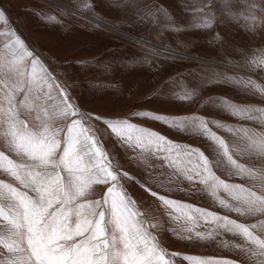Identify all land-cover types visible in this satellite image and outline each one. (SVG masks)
<instances>
[{"label": "snow or ice", "instance_id": "6c2138e0", "mask_svg": "<svg viewBox=\"0 0 264 264\" xmlns=\"http://www.w3.org/2000/svg\"><path fill=\"white\" fill-rule=\"evenodd\" d=\"M177 2L181 18L157 0H112L113 7L128 10L130 18L119 23L101 19L92 11L91 0L68 11L94 21L95 28L133 41L140 54L129 64L167 71L165 64L190 60L244 71L237 61L194 55L171 42L152 44L145 36L124 31L125 27L140 28L162 41L175 38L178 44L184 43L181 35L201 33L209 45L223 49L231 41L214 30L217 25L226 28L235 23L246 34L264 25V16L257 15L264 13V7L255 2L248 5L251 15L239 13L240 0ZM34 14L47 24L67 27L53 13L34 10ZM240 19L246 23L240 25ZM0 24H8L3 10ZM234 51L246 64L264 67V54L256 58L244 50ZM185 77H193L194 84H187ZM197 77L200 87L239 85L250 95L264 98V84L253 79L194 67L166 77L153 95L172 104L191 103L199 95ZM177 81L184 87L163 91L164 84ZM205 105L259 128L198 111L169 114L134 109L123 117L85 113L76 104L70 85L57 79L16 30L0 28V177H4L0 178V264H176L177 259L187 264H239L229 258L171 251L152 231L158 227L189 242L230 234L242 241L231 246L250 264H264V107L220 96L209 97L200 107ZM150 123L199 138L205 148L175 141ZM106 143L113 145V151L122 150L151 182L114 165ZM232 178L246 183H232ZM124 180L138 183L158 202L156 220L145 219ZM153 183L159 191L153 190ZM183 184L187 187L177 186ZM97 187L102 192L91 198ZM174 191L207 194L220 208L256 222L244 223L175 199L168 194ZM165 223L178 227L165 228ZM223 243L229 247V241Z\"/></svg>", "mask_w": 264, "mask_h": 264}, {"label": "rangeland", "instance_id": "374dc122", "mask_svg": "<svg viewBox=\"0 0 264 264\" xmlns=\"http://www.w3.org/2000/svg\"><path fill=\"white\" fill-rule=\"evenodd\" d=\"M82 2L83 0H0V10L4 11L8 19V24H0V28L8 27L16 30L17 34H19L25 40L26 44L39 55L41 60L55 74L57 79L70 85L72 96L83 112H95L94 110H96L97 112L101 111L103 115L106 116L123 117L134 109H150L169 114H184L198 111L200 114L223 119L228 123H244L247 127L259 128V126L255 125L253 122L238 121L218 112V110L210 106L205 105L204 107H200L205 100L214 96L225 97L241 104H252L264 107V98H261L259 95H250L249 90L243 86L217 83L212 85L205 84L200 87L199 77H197L195 86L198 87L199 95L193 102L182 104L166 102L160 98L154 97L153 93L154 91L160 90L162 81L166 77L173 76L188 67L214 69L228 75L243 77L245 79L250 78L257 83H262L260 78H262L263 75L264 79V67L256 68L253 65L246 64L234 50H244L248 53L249 57L255 55L256 58L264 54V51H262L264 50V27H262L264 25L259 26L255 33L247 34L241 31L235 23L226 28H221L220 25H217L214 30L223 32L226 38L231 41V43L225 45L223 49L209 45L204 34L201 33H196L191 36L181 35L180 39L184 43L178 44L175 38L171 39V41L168 39L162 41L153 37L144 29L125 27V32H131L133 35L145 36L152 44L159 45L161 43L171 42L173 47H177L181 51H187L194 55L208 57L220 62H227L228 60L237 61L240 67L244 69V71L239 72L231 67H221L213 63L205 64L200 61L189 60L184 61L182 64H165L164 67L167 71H154L146 65L128 63L131 58L140 54L139 49L133 41L119 33L111 32L106 28H95L92 26L94 21L87 19L83 15H76L68 11V9ZM157 2L163 3L177 18H181L182 13L177 0H157ZM253 2L264 7V2H262V0H240V6L238 7L239 13L242 15H251L252 10L248 5ZM91 3L93 4L92 11L100 16L101 19H105L110 23H119L130 18L127 14L128 10L113 7L112 0H91ZM34 10L57 15L67 27L53 26L43 22L34 14ZM90 14L91 13H89V15ZM257 15L264 16V13L257 12ZM238 23L243 25L246 21L240 19ZM261 31H263V33ZM197 37L199 38L197 39ZM77 61H83L84 63H77ZM104 65H108V69H106ZM102 78L103 80L102 82L100 81V86H105V84H107L109 88L108 90L107 88H102L103 93L101 98L104 97L109 99L111 97L112 101H110V99L107 101L105 100L104 105L100 106L101 108H93L92 98L87 96L90 91L86 88L90 86L92 81H98ZM185 80L189 85L194 84L193 77H185ZM182 87H184V85L177 81L171 84H164L163 91L167 92L169 88L179 89ZM139 121L141 123H147L142 120ZM93 123L97 124L98 127H102L97 121ZM148 126L163 134L166 133L165 135L175 141L205 148L204 142L199 138L179 134L174 130L162 127L159 123L155 124V126H153V124H148ZM220 134L230 139L229 134L222 132ZM105 147L109 150L110 154L115 157L113 159L114 165H118L128 172L129 170H133L138 176L143 175L140 174V170L143 171V169L129 162L122 150L116 148L113 151V145L108 143H106ZM205 150L207 151V149ZM132 174L134 175V173ZM223 178H227L226 174H224ZM122 182L129 193L132 194L133 198L136 199L137 205L140 211L144 213L145 219L149 222L156 220L158 218V212L155 201L142 194L138 183L128 180ZM230 182L246 183L245 180L240 178H232ZM165 186L169 187L167 184H165ZM177 186L179 187L180 185ZM182 187H187V185L183 184ZM134 190H136L138 196L143 197L136 198L137 195L134 193ZM100 192H102V189L97 187L91 198H96ZM180 192L181 191H174L173 193L179 194ZM194 195H198V193L192 194V196ZM203 195L206 196L204 198H206L207 201L212 203H206L204 205L199 204L198 206L208 208L222 215H229L231 218L238 219L244 223L256 222L255 218H243L238 217L235 213H229L226 209H222L215 204L207 194L203 193ZM221 195H223L225 199H230L224 193H221ZM164 227L177 228L178 225L165 223ZM152 231L157 235L160 243L171 251L183 252L185 248L190 246L189 241L178 240L171 232L162 231L159 227L152 229ZM257 231L259 234V230ZM224 241L230 242L229 247L224 246ZM233 243H242V241L232 237L230 234H220L217 235L214 240L200 241L198 246L199 250L205 253L200 254L193 252L187 254L229 258L238 261L239 264H250L242 253L231 246ZM176 264H187V262L177 259Z\"/></svg>", "mask_w": 264, "mask_h": 264}, {"label": "crops", "instance_id": "0c3cea01", "mask_svg": "<svg viewBox=\"0 0 264 264\" xmlns=\"http://www.w3.org/2000/svg\"><path fill=\"white\" fill-rule=\"evenodd\" d=\"M262 27H264V26H262ZM264 31V30H263ZM263 31H261L262 33H263ZM261 33V34H262ZM261 79V81H262V83L264 84V79H263V75H262V78H260ZM102 80H103V78L102 79H99L98 81H92L91 83H90V86L89 87H87L86 89L87 90H89L90 92H89V94L87 95V96H90L91 98H92V101H93V104H92V107L93 108H101L100 106H103L104 105V101L105 100H109V99H107V98H101V96H102V93H103V91H102V88H104V89H106L107 88V90H108V88H109V85H107V84H105V86H100V81L102 82ZM110 101H112L111 99H110ZM110 101H109V103H110ZM111 104V103H110ZM95 112H97L96 110H94ZM101 112V111H100ZM99 111L97 112L98 114H102L103 115V113L101 112L100 113ZM133 122H136V123H141L139 120H134ZM150 124H153V126H155V124H157V123H150ZM166 134V133H165ZM119 149V148H118ZM129 172L130 173H134V175L135 176H137V177H139L141 180H144L146 183H149V182H151V177H149V176H147V175H145V173L142 171V170H140V174H143V175H137V173L136 172H133V170H129ZM165 179L166 177H162V179ZM138 185V184H137ZM139 186V185H138ZM136 187V186H135ZM152 187H153V190H157V191H159L160 189L159 188H157L156 187V184L154 183V184H152ZM165 187H168V186H165ZM179 187H182V185H180ZM138 188V187H137ZM139 189H140V191L142 192V194L143 195H145L147 198H149V199H152V200H154V198H152V197H150L147 193H145L140 187H139ZM134 193L137 195V192H136V190H134ZM168 194H170L172 197H174V198H176V199H178V200H185V201H187V202H189V203H194V204H197V205H201V204H206V203H209V204H211L212 202H210V201H207L206 200V198H204V197H206V196H204L203 195V193H198V195H194V196H192L191 195V197H190V195H188V194H186L185 192H180L179 194H176V193H173V192H171V193H168ZM137 197H143V196H136V198ZM156 204L158 203V202H155ZM184 243V242H183ZM190 243V246L188 247V248H185L184 250H183V252H186V253H193V252H196V253H205V252H202V251H200L199 250V243H200V241H197V240H193V241H191V242H189ZM192 246H196V247H192ZM191 249H194V250H197V251H194V250H191ZM219 251L221 252V249L219 248ZM226 256V255H225Z\"/></svg>", "mask_w": 264, "mask_h": 264}, {"label": "bare ground", "instance_id": "6f19581e", "mask_svg": "<svg viewBox=\"0 0 264 264\" xmlns=\"http://www.w3.org/2000/svg\"><path fill=\"white\" fill-rule=\"evenodd\" d=\"M109 99H111V97H110ZM106 101H107V100H106Z\"/></svg>", "mask_w": 264, "mask_h": 264}]
</instances>
